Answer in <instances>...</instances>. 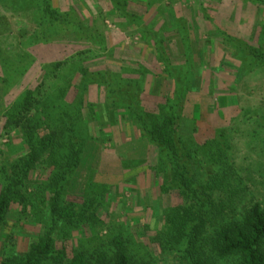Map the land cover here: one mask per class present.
<instances>
[{"label": "rangeland", "instance_id": "rangeland-1", "mask_svg": "<svg viewBox=\"0 0 264 264\" xmlns=\"http://www.w3.org/2000/svg\"><path fill=\"white\" fill-rule=\"evenodd\" d=\"M48 3L57 20L42 0H0V193L29 158L28 134L35 133L36 143L56 134L1 226L0 262L48 232L45 187L74 137L79 164L62 183V199L77 207L94 198L99 204L89 225L55 229L67 259L77 250L110 252L108 241L121 236L134 264H180L176 257L185 244L169 251L154 239L184 199L169 157L146 136L178 106V134L184 151L194 153L186 166L199 197L207 194V205H219L225 223L252 200L264 205V64L243 60L219 33L264 45V11L255 0ZM27 100L34 130L5 127ZM218 135L226 148L209 153L205 144ZM230 163L235 175L223 180L232 187L222 190L214 182L223 181L222 168ZM184 197L186 207L195 203Z\"/></svg>", "mask_w": 264, "mask_h": 264}, {"label": "trees", "instance_id": "trees-1", "mask_svg": "<svg viewBox=\"0 0 264 264\" xmlns=\"http://www.w3.org/2000/svg\"><path fill=\"white\" fill-rule=\"evenodd\" d=\"M42 1L45 13L49 14L52 20H57L59 17L57 11L49 6L48 0ZM255 1L258 8L264 11V0ZM206 18L209 19L208 16ZM261 28L264 29L263 26ZM219 33L223 41L239 51L243 60H254L251 65L253 63L264 64L263 44L254 47L245 40L235 39L223 31ZM130 86L134 87L132 84ZM219 99L225 100V97ZM25 103L16 120L12 118L7 120L5 127L15 125L29 132L34 130L30 120L26 117L33 103L30 100ZM181 109L178 106L173 113L162 117L154 122L150 129H147V138L166 153L173 164L174 185L184 199V203L171 208L165 221L166 228L162 232L163 236L158 234L154 240L162 249L169 251L185 244V250L177 253L176 257L180 264H264V205L252 200L250 206L241 216L239 215V218L238 214L233 215V219L225 223L222 216L224 210L219 205L214 206L212 203L207 205V200L212 202L207 194H204L206 196L204 201L199 197L201 190L193 188L188 176V166H186L194 153L187 146V151H184L183 137L178 134L182 121ZM136 111L141 128H143V117L139 110ZM55 136L56 134H52L50 138H43L36 143L35 133L28 134L29 158L22 166L15 167L13 178H8L6 187L0 193V229L6 221L14 197L20 194L19 189L27 188L30 173L37 169L43 156L50 153ZM71 142L64 165H60V168L48 177L49 184L45 187L49 193L48 205L45 207V214L49 219L48 232L37 240L31 241L27 250L21 255H5L0 264H44L47 262L52 264H134V257L129 253L127 240L121 236L108 241L110 252L105 249H98L92 253L77 250L70 260L67 259L66 252L57 247L54 237L55 229L60 224L75 228L89 225L91 219L96 216L99 204L95 198L81 207L64 204L62 183L66 175L78 167L80 156L78 143L75 142L74 137ZM205 145L209 153L211 150L220 152L226 148L227 142L218 135ZM2 154L1 156L4 155ZM225 165L223 166L225 170L222 168L223 178L221 180L226 177V174L235 175L234 165L231 163ZM214 183H218V188L222 190L232 187V183L228 180ZM166 186L163 190L168 189ZM201 189L205 190L202 187ZM241 190L243 189L235 191L239 200L242 198ZM188 195H191L196 203L192 202L190 207H186L187 198L184 197Z\"/></svg>", "mask_w": 264, "mask_h": 264}]
</instances>
